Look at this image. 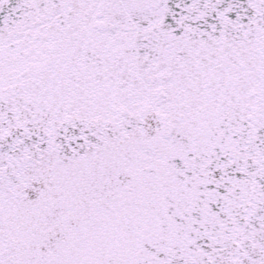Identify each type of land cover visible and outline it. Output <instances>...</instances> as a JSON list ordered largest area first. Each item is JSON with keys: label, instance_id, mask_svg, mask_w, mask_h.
Wrapping results in <instances>:
<instances>
[{"label": "snow or ice", "instance_id": "snow-or-ice-1", "mask_svg": "<svg viewBox=\"0 0 264 264\" xmlns=\"http://www.w3.org/2000/svg\"><path fill=\"white\" fill-rule=\"evenodd\" d=\"M0 264H264V0H0Z\"/></svg>", "mask_w": 264, "mask_h": 264}]
</instances>
